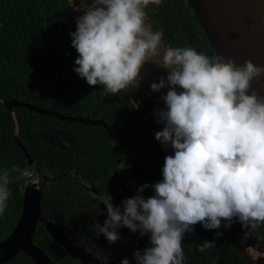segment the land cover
Here are the masks:
<instances>
[{
  "label": "clouds",
  "instance_id": "9594fccd",
  "mask_svg": "<svg viewBox=\"0 0 264 264\" xmlns=\"http://www.w3.org/2000/svg\"><path fill=\"white\" fill-rule=\"evenodd\" d=\"M160 3L92 0L69 33L78 53L73 70L108 93L138 86L141 67L154 57L168 70L166 79L149 85L157 92L167 85L160 97L165 107L153 111L155 122L163 124L154 138L171 149L163 155L153 194H140L149 187L145 183L115 207L109 193L96 196L107 213L103 224L94 223L97 236L114 243L122 226L148 234L149 243L133 250L135 264H183L181 241L197 222L212 230L222 220L229 227L233 218L252 229L264 221V96L249 91L250 82L264 75V65L248 59L237 65L230 57H209L191 46L164 45L145 11ZM8 183V173H0V214L10 197ZM197 244L203 252L212 241ZM120 264L129 259L121 258Z\"/></svg>",
  "mask_w": 264,
  "mask_h": 264
},
{
  "label": "flooded vegetation",
  "instance_id": "af4514ba",
  "mask_svg": "<svg viewBox=\"0 0 264 264\" xmlns=\"http://www.w3.org/2000/svg\"><path fill=\"white\" fill-rule=\"evenodd\" d=\"M145 11L148 25L152 31L159 30L162 33L164 45L191 46L209 57L216 54L188 0H161L159 5L149 4ZM94 86L97 85H90L93 90ZM12 100L33 107L10 108L8 102ZM130 101L133 109L123 119L109 122V117L88 118L102 119L108 126L123 122L136 109V105ZM154 101L159 103V98L156 96ZM0 102L5 109L0 115V173H8L7 187L10 191L7 207L0 214V243L13 234L24 209L27 189L34 186L40 196V213L31 241L55 264H111L114 259L108 247L99 240L103 234H100L99 239L94 235V223L98 221L103 224L107 215L105 205L97 203V194L109 193L115 207L122 199L137 194L138 186L155 182L153 172L150 171V176H147L143 165L136 161L139 145L132 139L135 132H130V146H123L120 138V133L127 135L129 130L119 128L132 118L113 130L98 124L106 129L98 132L107 133L109 146L97 148L93 153L92 147L81 144L85 142L82 135L84 132L64 127L51 130V125L43 128L39 121L43 115L49 114L34 109L43 108L37 102L18 98H4ZM110 108L115 109V106ZM18 111L23 114L25 122L36 120L35 127L28 123L24 129H20ZM13 112L16 116L14 124L16 127L17 123L18 128L15 132L14 127L11 134L7 129L10 128L9 117L14 120ZM148 190L152 195L154 189L149 186ZM140 194L146 198L145 190ZM47 224L55 225L59 232L54 235ZM209 232L201 236L212 241L208 247L211 254H215L214 246L220 247L221 252L215 255L217 260L219 256H227L232 264H264V221L257 223L254 229L248 228V243L243 248L231 240L221 227ZM216 232L222 235L216 236ZM63 241H69L73 252ZM0 264L36 263L25 250L19 249L10 258L1 260ZM115 264H120V261Z\"/></svg>",
  "mask_w": 264,
  "mask_h": 264
},
{
  "label": "trees",
  "instance_id": "16d2710c",
  "mask_svg": "<svg viewBox=\"0 0 264 264\" xmlns=\"http://www.w3.org/2000/svg\"><path fill=\"white\" fill-rule=\"evenodd\" d=\"M78 16L69 0H0V100H33L43 108L62 114L109 117V122L123 119L131 112L133 105L123 89L108 93L103 86L97 85L93 90L73 70L78 53L71 46L69 33L75 31ZM112 105L115 109L110 108ZM4 110L0 102V115ZM17 116L20 129H24L28 123L32 127L37 124L36 120L25 122L19 111ZM14 122L13 117H9L10 128L7 131L11 134ZM39 123L43 128L51 125V130L64 127L84 132L82 135L85 142L81 144L92 147L93 153L97 148L109 146L107 133L98 132L106 129L98 124H84L49 115H43ZM119 129L129 130L127 135L120 133L123 146L131 145L130 132H135L132 139L139 145L136 161L143 165L147 176H150L151 171L155 181L160 179L165 151L146 127L142 117L135 115ZM148 189H144L146 198L151 195ZM192 227L194 230L185 232L181 241L183 264H232L227 256H219L217 260L215 255L221 252L220 247L214 246L215 254H211L209 248L203 252L198 251L197 243L205 240L201 235L210 232L202 228L199 222ZM117 230L120 238L114 243H109L104 236L101 238V235H94L96 239L101 238L99 240L108 247L114 259L111 264L118 263L123 257L129 259V264H135L133 250H142L149 243L148 234L140 235L139 231L132 233L127 227Z\"/></svg>",
  "mask_w": 264,
  "mask_h": 264
},
{
  "label": "water",
  "instance_id": "95a60500",
  "mask_svg": "<svg viewBox=\"0 0 264 264\" xmlns=\"http://www.w3.org/2000/svg\"><path fill=\"white\" fill-rule=\"evenodd\" d=\"M69 2L80 16L92 0H73V3L72 0H69ZM188 2L208 36L216 54L232 58L237 65H242L246 59L251 60L254 64L264 65V23L260 22V17L264 16V0H188ZM167 71L161 65L158 56L143 64L137 78L138 86L129 85L124 90L136 105V109L123 122L129 121L133 116L139 114L153 135L155 131L163 127L162 123L158 124L155 122L153 111L154 109L158 110L165 107L160 97L166 93L167 85L158 92L150 90L149 85L152 82H158L160 77H165L166 79ZM252 89H255L259 96H264V75L254 78L250 82L249 91ZM156 96L159 98V103L157 104L154 101ZM8 103L10 108L13 106L33 107L28 103L18 100H12ZM34 109L40 113L63 119L89 124H102L110 130L119 127L123 123L119 122L113 126H108L102 119L94 120L83 116H66L59 112L40 107H34ZM13 115L16 122L14 112ZM17 128L16 123L15 132ZM158 144L165 152H171V149L166 145L162 146L160 142ZM39 213L40 196L34 186H30L26 192L24 209L18 225L13 234L6 241L0 243V261L10 258L16 251L23 249L32 257L36 264H55L31 241V234L33 233ZM47 226L54 235L59 232V228L55 225L47 224ZM221 229L239 247L243 248L244 245H247L248 228H242L240 222L235 218H233V222L227 228L223 227L222 220ZM57 239L62 241L59 237ZM63 242L73 252V247L69 241Z\"/></svg>",
  "mask_w": 264,
  "mask_h": 264
}]
</instances>
